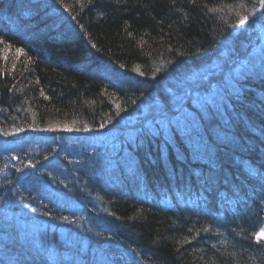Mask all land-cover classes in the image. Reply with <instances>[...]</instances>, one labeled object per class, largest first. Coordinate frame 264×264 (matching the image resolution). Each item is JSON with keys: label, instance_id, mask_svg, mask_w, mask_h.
Listing matches in <instances>:
<instances>
[{"label": "trees", "instance_id": "16d2710c", "mask_svg": "<svg viewBox=\"0 0 264 264\" xmlns=\"http://www.w3.org/2000/svg\"><path fill=\"white\" fill-rule=\"evenodd\" d=\"M260 1L0 0L1 142H21L65 123L116 126L128 112L146 120L165 117L176 108L168 106L163 89L180 82L189 95H203L208 81L234 78L242 61L247 75L242 93L256 96L245 109L248 120L239 132L244 139L208 136L214 141L209 159L187 171L190 190L205 192L210 182L201 185L192 178L209 162L213 190L222 192L224 201L209 204L223 211L228 200L235 201V214L202 217L181 206L185 213L171 214L123 195L108 197L132 159V148H143L149 136L128 134L93 163L69 164L64 179L36 172L33 186L42 191H15L19 165L5 177L0 172V264H124L119 255L129 258L136 242L144 264H264V239L257 238L264 230V49L240 53L229 32L231 20ZM52 8L62 14L48 12ZM233 52L238 60L220 62ZM258 54L261 64L254 62ZM256 126L255 134L243 130ZM57 139L53 134L52 152L42 156L61 153V145L53 147ZM247 158L256 159V169ZM77 168L83 175L75 174ZM161 172L156 168L151 174L161 179ZM251 174L263 189L235 198L239 183ZM221 217L234 224H211ZM117 227L128 228L130 240L116 243L109 233ZM100 236L113 240L111 255L97 245Z\"/></svg>", "mask_w": 264, "mask_h": 264}, {"label": "bare ground", "instance_id": "6f19581e", "mask_svg": "<svg viewBox=\"0 0 264 264\" xmlns=\"http://www.w3.org/2000/svg\"><path fill=\"white\" fill-rule=\"evenodd\" d=\"M48 12L58 16L62 14V10L59 8H52ZM245 17L247 19H244ZM242 20L244 21L243 23H241ZM231 21L229 28L230 39L238 46L240 45V53L250 54L252 48L258 43L262 44L260 50L263 51L264 38L262 39L261 35H259V28L264 21V9L261 1L255 8H251L249 12H240ZM259 56L261 55L258 54L254 62L261 64L262 56ZM245 69V63H242L232 79V84H228L225 80L206 84L200 99L185 92L180 82L170 84V89H163V94L169 99L168 106L180 111L177 117L170 120H144L136 114L128 112L127 115L119 119V123L116 126L108 124L106 126H85L80 128L76 125L65 123L59 127L57 125L53 127L46 126L38 134L42 135V133L47 131L48 136H50L49 142H51L53 134L58 136L59 139L56 140L57 146L53 145V147L58 148L59 145L63 144L64 140L70 141L69 138L75 136L81 135L88 138L89 133L93 134L96 131H106L117 127H121L122 130L124 127V130H127V120L132 119L137 124L139 122L135 132L149 135L147 137L148 140L141 146L143 148H132L134 150L132 159L126 169L123 170L124 172L119 174L120 176L115 180L117 182L116 186H111L107 190L108 197L120 199V195H123L134 204L141 205L143 203L151 209L171 214H174L175 211L185 213V210L178 206L192 212H199L202 217H206L209 212L221 214L224 211L226 214H235L237 212L236 207H234L237 204L235 201L229 202L228 200V203L223 206V211L218 206L213 207L209 204L210 201L224 202L222 199L223 193L220 191L214 192L213 190L210 180L213 172L208 167L209 162L203 173H194L192 178L193 181L200 180L201 185H204L205 181L210 182L211 187L205 192L202 187L195 188L194 191L190 190L187 181L190 180L191 177L188 176L191 173L187 171L193 172L192 169L196 161L209 159V152L211 151L209 145H213L214 141L208 136H212L216 140H224L226 138L244 139L245 136L239 132H242L240 130L241 124L248 120L247 115H245V109L248 108L251 102L255 103L256 101L255 95L242 93L243 88L247 86L245 85L247 81ZM261 79L264 81L263 74H261ZM248 117L250 116L248 115ZM262 122H264V119H262ZM245 129H247V132L255 134L260 127H245L243 130ZM235 131H237L238 136ZM125 132H130L128 133L129 135L131 133L132 135L136 134L133 133L134 131ZM49 142L45 143L47 147H50ZM2 143L7 146L10 145L8 142L2 141ZM107 147H110V144H107ZM245 163L251 165L254 169L257 168L256 159L247 158ZM246 164L244 165L246 166ZM156 168H162L160 174L164 178H153L151 173ZM179 169L181 172H178ZM107 182L108 185H111L114 181ZM252 188L263 189V186L253 174L247 180H241L237 192H234L233 196L238 198L239 195H248ZM222 222L228 223L226 226L229 227L234 224L232 219H227L226 217H221L217 221L212 220L211 224L217 226ZM115 229L111 230L109 236L116 243L122 244V242L130 240L131 236L128 228L117 227ZM257 238L258 240L262 239L260 237ZM96 241L100 249L102 248L109 255L112 254V250H114L112 242L102 240L101 236ZM137 244L136 242L133 251L129 253V258L126 259L124 253L119 255L124 264L146 263L142 260L143 250L136 246ZM115 255L112 257L114 258ZM119 257L118 255L116 256V261Z\"/></svg>", "mask_w": 264, "mask_h": 264}, {"label": "rangeland", "instance_id": "374dc122", "mask_svg": "<svg viewBox=\"0 0 264 264\" xmlns=\"http://www.w3.org/2000/svg\"><path fill=\"white\" fill-rule=\"evenodd\" d=\"M262 8L264 9V3H262ZM259 35H261L262 39L264 38V21L259 28ZM261 46L262 44L258 43L252 48V50L249 49L251 50L250 54L254 53L255 51L261 52ZM232 59L234 61L237 58ZM242 63H244V61H242L237 68H239ZM232 79L229 76L225 78V81L228 82V84H232ZM143 119L145 120V118ZM126 125H128L127 130H124V127L123 130L121 127H117L114 129H108L106 131H96V133L93 134L89 133L88 138L80 135L69 138L70 141L64 140L62 142L63 144H61V153L63 155L60 152H56L53 156L48 157L42 156L44 152H52V149L47 147L45 144L47 141L42 140L43 137L46 139L49 137L47 131L39 136H32L29 139L25 138V142L11 141L9 146L3 144L0 141V172H2L3 177H5L12 171V167L18 168L19 165L21 170H19L18 174L19 179L16 181V188H18L19 191H21L23 187L29 188L31 184L33 185L34 179L38 178L36 172H43V174L49 180L64 179L67 176L69 164L70 166L76 168L85 164L93 163L97 157H100L107 152V144H110V150H114L115 145L113 144L117 142L118 138L130 133L125 131H134L133 133L135 134V131L139 126V122L137 124V122L129 119L127 120ZM130 135H132V133ZM37 139H40L44 143H41ZM11 154L15 155V158L12 159L9 157ZM75 174L78 176L83 175L82 169L77 168L75 170ZM79 185H81L80 182ZM36 188L42 191L41 188Z\"/></svg>", "mask_w": 264, "mask_h": 264}, {"label": "snow or ice", "instance_id": "6c2138e0", "mask_svg": "<svg viewBox=\"0 0 264 264\" xmlns=\"http://www.w3.org/2000/svg\"><path fill=\"white\" fill-rule=\"evenodd\" d=\"M261 3H264V0H261ZM244 19H247V17H245ZM243 22L244 21L242 20L241 23H243ZM257 235H258V237L264 239V230H261L260 232H258Z\"/></svg>", "mask_w": 264, "mask_h": 264}]
</instances>
